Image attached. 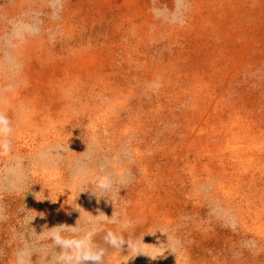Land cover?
I'll return each mask as SVG.
<instances>
[{
  "label": "rangeland",
  "instance_id": "374dc122",
  "mask_svg": "<svg viewBox=\"0 0 264 264\" xmlns=\"http://www.w3.org/2000/svg\"><path fill=\"white\" fill-rule=\"evenodd\" d=\"M51 11L0 0V264H264V0Z\"/></svg>",
  "mask_w": 264,
  "mask_h": 264
},
{
  "label": "clouds",
  "instance_id": "9594fccd",
  "mask_svg": "<svg viewBox=\"0 0 264 264\" xmlns=\"http://www.w3.org/2000/svg\"><path fill=\"white\" fill-rule=\"evenodd\" d=\"M65 0H48V6L51 8V19L57 20L60 17V13L63 10ZM21 31L27 32L31 35H36L40 31V27L38 25L33 24H25L18 23L13 25V34H19ZM9 62L12 63V59L9 58ZM12 131L10 126V121L7 116L0 113V137H5L7 134H10ZM0 143L5 145L8 144L6 139H0ZM112 182L110 178L102 177L100 178V183L98 187H100L104 191H109L112 188ZM115 222V221H113ZM105 240L108 244H110L114 248H120L125 245L126 241L122 237H118L113 232H108L105 237ZM55 241L58 245H64L65 242L62 241L59 237L55 238ZM80 251L76 255V264H81V262H91V264H102V258L104 256V250L101 249L99 251H93L91 246L84 247L82 245H78ZM140 254V253H137ZM148 255V254H147ZM150 256V255H149ZM152 257V256H150ZM154 258V257H152Z\"/></svg>",
  "mask_w": 264,
  "mask_h": 264
}]
</instances>
